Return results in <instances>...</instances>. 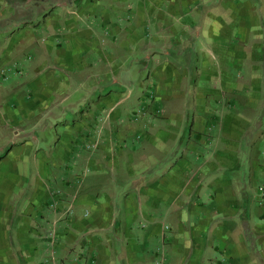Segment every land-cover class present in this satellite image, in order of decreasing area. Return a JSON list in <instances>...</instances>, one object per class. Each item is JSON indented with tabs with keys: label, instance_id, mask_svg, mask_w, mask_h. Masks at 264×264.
Segmentation results:
<instances>
[{
	"label": "crops",
	"instance_id": "obj_1",
	"mask_svg": "<svg viewBox=\"0 0 264 264\" xmlns=\"http://www.w3.org/2000/svg\"><path fill=\"white\" fill-rule=\"evenodd\" d=\"M80 1L0 57V264H264V0ZM134 94L171 121L113 140Z\"/></svg>",
	"mask_w": 264,
	"mask_h": 264
},
{
	"label": "rangeland",
	"instance_id": "obj_2",
	"mask_svg": "<svg viewBox=\"0 0 264 264\" xmlns=\"http://www.w3.org/2000/svg\"><path fill=\"white\" fill-rule=\"evenodd\" d=\"M82 1L78 2V0H0V57H10L14 61H19L20 67L28 68L29 59L34 60L35 55L31 51H23V50H9V44L13 41H18L20 39L21 46L24 43H27L29 39L34 37V33L29 30H26L28 26L34 24L32 29H38L37 35H41L45 37L49 36L46 31H51V28H47L44 24V13L49 12L51 10H56L59 15L63 16L61 19L62 22L73 19L71 15H64L63 12L67 11H79V5H81ZM86 4V3H85ZM60 6V7H59ZM63 11V12H62ZM52 26V25H51ZM150 37H147L146 40H152L153 32L148 30L146 32ZM151 38V39H150ZM31 52V53H30ZM33 56V58H31ZM27 63V64H26ZM13 64V63H12ZM10 64L0 69V91L3 93L10 92V87L14 85H19L17 83L21 80V77L15 76V71L13 65ZM151 66L146 68L144 75L145 79L147 75L150 73ZM245 72H241V75L244 76ZM240 75V76H241ZM22 85V81H20ZM19 89L20 87H16ZM5 101H9L10 97L3 98ZM71 103H79L82 107L77 112H82V110L87 109V107L91 104L90 98L86 95L73 97V99L69 102ZM129 103V107L124 111V108L121 110V115L118 118H111L110 128L113 134V140L115 137L119 136V134H123V138H131L127 137V133L125 134V129L129 128L130 125L139 126V129H142L146 124H158V123H166L167 121H171L170 113L171 111L163 110L161 107H153V100L151 98L145 99V102L140 103L138 101L137 95L134 94L130 100H127V104ZM64 107H67V104H64ZM159 108H161L159 110ZM159 110V112H157ZM78 115V114H77ZM80 115V114H79ZM264 121V114L261 116V120ZM35 137L38 138V141L48 144H54L57 139V135L55 133L54 128L46 129L41 133H32L29 139ZM12 143L9 141H3L2 133H0V157L4 156L8 149H10ZM47 148V147H45ZM81 150L84 153L90 152L92 148L88 147V143L82 145ZM264 151V149H263ZM6 165V163H3ZM33 170H30L31 177L33 175ZM29 179V178H28ZM29 186V185H27Z\"/></svg>",
	"mask_w": 264,
	"mask_h": 264
}]
</instances>
